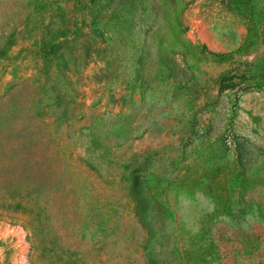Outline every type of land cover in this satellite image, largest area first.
I'll use <instances>...</instances> for the list:
<instances>
[{"label": "rangeland", "instance_id": "1", "mask_svg": "<svg viewBox=\"0 0 264 264\" xmlns=\"http://www.w3.org/2000/svg\"><path fill=\"white\" fill-rule=\"evenodd\" d=\"M0 264H264V0H0Z\"/></svg>", "mask_w": 264, "mask_h": 264}]
</instances>
